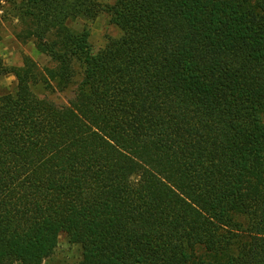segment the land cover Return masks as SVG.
<instances>
[{
	"label": "trees",
	"instance_id": "16d2710c",
	"mask_svg": "<svg viewBox=\"0 0 264 264\" xmlns=\"http://www.w3.org/2000/svg\"><path fill=\"white\" fill-rule=\"evenodd\" d=\"M102 14L91 54L69 23ZM4 24L50 65L0 57V264L60 234L79 264H264V0H0Z\"/></svg>",
	"mask_w": 264,
	"mask_h": 264
},
{
	"label": "rangeland",
	"instance_id": "374dc122",
	"mask_svg": "<svg viewBox=\"0 0 264 264\" xmlns=\"http://www.w3.org/2000/svg\"><path fill=\"white\" fill-rule=\"evenodd\" d=\"M99 2L103 5H112L115 0H99ZM69 27L76 32L81 31L84 27L89 29V53L91 54H95L103 48L109 38H117L120 35L118 29L110 23L105 14L90 23H84L81 20L71 22ZM1 36L0 57L7 67H21L24 57L31 58L41 69L50 65L49 59L39 54L32 43L22 44L17 41L8 24H4ZM78 79L77 77L76 80L78 81ZM15 85V78L12 75L1 77L0 93L13 92ZM74 88L71 86L63 92H51L42 85H34L32 91L39 98H45L58 106H63L72 99ZM81 258V248L71 244L65 234H60L53 254L44 261V264H79Z\"/></svg>",
	"mask_w": 264,
	"mask_h": 264
}]
</instances>
